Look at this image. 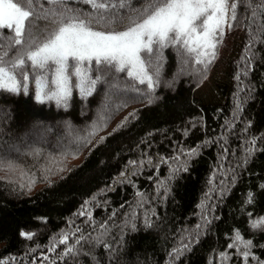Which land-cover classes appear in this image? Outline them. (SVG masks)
Segmentation results:
<instances>
[{
    "label": "trees",
    "instance_id": "1",
    "mask_svg": "<svg viewBox=\"0 0 264 264\" xmlns=\"http://www.w3.org/2000/svg\"><path fill=\"white\" fill-rule=\"evenodd\" d=\"M7 1L26 17L0 25V264H264V0H224L240 50L214 103L195 93L215 62L179 39L142 52L149 84L71 58L62 94L60 62L32 58L66 25L120 33L172 0Z\"/></svg>",
    "mask_w": 264,
    "mask_h": 264
},
{
    "label": "rangeland",
    "instance_id": "2",
    "mask_svg": "<svg viewBox=\"0 0 264 264\" xmlns=\"http://www.w3.org/2000/svg\"><path fill=\"white\" fill-rule=\"evenodd\" d=\"M228 10L224 0H172L120 33L100 34L83 26L69 24L62 27L32 58L35 62H60V71L55 80L60 85L62 94L65 90L62 67L71 58L81 61L109 59L127 69L140 82L149 84L142 52L150 50L154 41L172 44L179 39L201 59L215 62L208 78L195 93L196 102H220V89L228 82L227 64L240 50L238 36L228 31ZM25 17L24 12L7 0H0L1 26L12 28L17 34H21ZM216 48L218 51L214 53ZM182 68L184 69L183 65ZM0 86L9 90L14 87L11 79L1 70ZM68 128L62 141H66L69 136ZM34 140H38L44 147L47 146L48 139L42 135L34 136ZM55 141V148L60 151V139L56 138ZM4 153L9 156L21 154L13 149ZM5 173L0 171L2 177L14 176V171H7L8 175Z\"/></svg>",
    "mask_w": 264,
    "mask_h": 264
}]
</instances>
